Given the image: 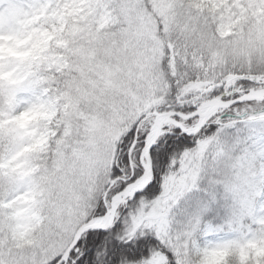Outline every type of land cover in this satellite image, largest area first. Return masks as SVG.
I'll return each mask as SVG.
<instances>
[{
    "label": "snow or ice",
    "instance_id": "obj_1",
    "mask_svg": "<svg viewBox=\"0 0 264 264\" xmlns=\"http://www.w3.org/2000/svg\"><path fill=\"white\" fill-rule=\"evenodd\" d=\"M0 264H264V0H0Z\"/></svg>",
    "mask_w": 264,
    "mask_h": 264
}]
</instances>
